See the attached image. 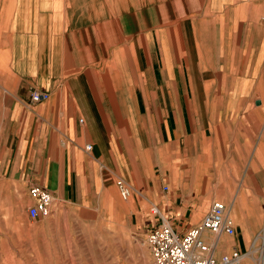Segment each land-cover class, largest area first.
Here are the masks:
<instances>
[{"label":"crops","instance_id":"1","mask_svg":"<svg viewBox=\"0 0 264 264\" xmlns=\"http://www.w3.org/2000/svg\"><path fill=\"white\" fill-rule=\"evenodd\" d=\"M118 179L180 233L222 202L214 257L257 262L264 0H0V189L27 210L44 187L53 216L119 203Z\"/></svg>","mask_w":264,"mask_h":264},{"label":"rangeland","instance_id":"2","mask_svg":"<svg viewBox=\"0 0 264 264\" xmlns=\"http://www.w3.org/2000/svg\"><path fill=\"white\" fill-rule=\"evenodd\" d=\"M7 191L0 189V264H153L143 225L151 206L141 213L132 197H118L119 203L109 200L92 210L69 205L30 220L18 199L4 195ZM259 251L250 264L264 263Z\"/></svg>","mask_w":264,"mask_h":264},{"label":"built area","instance_id":"3","mask_svg":"<svg viewBox=\"0 0 264 264\" xmlns=\"http://www.w3.org/2000/svg\"><path fill=\"white\" fill-rule=\"evenodd\" d=\"M47 98L48 93L34 91L30 100L32 103H39ZM90 149V145L85 147L86 151ZM116 188L119 197L123 201H128L131 197V188L125 181L118 179ZM28 194L33 201L26 210L28 218L38 220L49 217L52 204L50 192L44 187L32 186ZM151 211L159 221V224H152L145 234L153 264H244L245 259L250 255V252L241 253L233 250L219 258L214 257L216 239L221 235L234 234L232 220L222 202H213L200 223L186 229L183 233L176 231L158 209L152 208ZM203 233H208L212 241H205L202 238ZM258 238L261 237L257 236L256 239ZM262 255L264 260L263 249Z\"/></svg>","mask_w":264,"mask_h":264},{"label":"bare ground","instance_id":"4","mask_svg":"<svg viewBox=\"0 0 264 264\" xmlns=\"http://www.w3.org/2000/svg\"><path fill=\"white\" fill-rule=\"evenodd\" d=\"M263 240H264V235H263ZM252 254V253H251ZM263 254V253H262ZM261 258H263V255L261 256ZM262 264H264V263H262Z\"/></svg>","mask_w":264,"mask_h":264}]
</instances>
